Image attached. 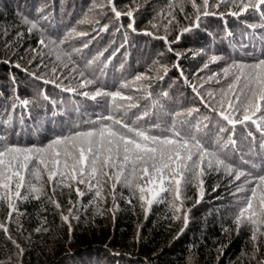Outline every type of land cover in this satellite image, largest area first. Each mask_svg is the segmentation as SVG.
Masks as SVG:
<instances>
[{
	"label": "snow or ice",
	"instance_id": "obj_1",
	"mask_svg": "<svg viewBox=\"0 0 264 264\" xmlns=\"http://www.w3.org/2000/svg\"><path fill=\"white\" fill-rule=\"evenodd\" d=\"M224 4L230 6L227 14L237 19L245 14H254L257 22L245 26L264 30V0H168L166 9H161L154 16V19L159 17L161 23L150 22L156 31L145 30L142 34L163 41L168 52L175 57V62L170 68L154 61V66L145 72L114 85L115 90H109L91 72L93 65L101 62L108 48L86 61L84 58L85 51L110 27L108 23L101 24L92 13L98 9L102 16L107 17L108 9L117 22L127 18L126 28L135 33V13L139 7L125 5V11L117 6L116 0H105L77 21V26L95 24L92 32L80 31L77 26H72L62 34H49L48 27L44 26L47 16L41 15L38 19L22 17L21 22L28 25L29 33H39L38 43L41 49L46 50L43 54L53 58L51 72L56 80L44 82L55 84L66 93L94 101L98 106L103 102L107 114H96L95 119L82 118L73 123L68 132L56 135L45 144L13 141L7 132L10 120L0 122V206L7 210V222H0V230L9 233L8 224L14 217L18 222L19 217L24 215L20 211V204L30 199L46 198L48 203L60 209L56 192L58 189H68L74 191L77 197L75 202L69 199L71 207L67 214L61 212V220L70 229L71 219H79L74 209L95 205L99 210L110 195L112 208L109 211L113 215L119 207V199H126L129 205L133 199L138 200L145 212V219L153 204L169 203L172 219L183 222L180 233L174 238L179 239L188 226L191 212V208H184L186 189L189 186L197 189L199 198L196 204H199L205 195L204 177L216 172L228 177L235 188L233 196L238 209L233 223L237 231L242 226L250 228L254 248L252 258L255 259V253L259 251L257 241L264 239V47L257 53L254 46L252 52L245 54L247 59L233 61L221 72L212 73L206 79L198 77L200 83H193L181 68V62L190 49L177 51L174 47L185 36L198 31L205 18L223 17L225 13L218 10ZM188 5L193 10L191 13L185 11ZM177 10L187 21L186 25H180ZM37 12L42 13L43 9H37ZM177 25L178 31L170 39ZM124 27L121 23L116 31ZM161 28L163 35L158 34ZM260 41L264 45V36ZM77 42L79 47L76 46ZM123 46L121 44L120 48ZM111 58L108 57V62ZM222 59L221 56H211L200 71ZM14 67L19 68L20 64ZM104 67H107V63ZM58 68L61 70L59 76L56 75ZM173 69L191 89L199 106H180L179 110L166 113L169 122H154L153 109L165 107L161 101L176 103L169 91L156 95L152 91L154 83L163 81ZM31 75L39 79L36 73ZM12 80L15 82V77ZM64 80L69 83L64 84ZM212 83L218 87L215 90L206 89V85ZM89 87H94V91H88ZM42 95L44 99H49L46 94ZM14 96L15 101L10 105L13 112L17 108L26 109L33 103L20 99L16 92ZM50 103L55 105L56 101ZM133 110L139 113H133L134 119L129 116ZM213 117L216 118L215 122ZM237 127L244 128L247 133L245 139L251 141L247 153L240 152ZM237 155L240 157L239 165L234 162ZM245 155L251 159H244ZM118 187L127 189L130 196L124 197L123 192L118 193ZM88 196H91L88 204H83ZM41 227L35 231L40 232ZM43 231L47 232L48 229L43 228ZM8 239L23 255L24 249L16 244L11 235H8ZM113 255L120 253L113 252ZM259 264H264V260H260Z\"/></svg>",
	"mask_w": 264,
	"mask_h": 264
},
{
	"label": "trees",
	"instance_id": "obj_2",
	"mask_svg": "<svg viewBox=\"0 0 264 264\" xmlns=\"http://www.w3.org/2000/svg\"><path fill=\"white\" fill-rule=\"evenodd\" d=\"M104 2L105 0H0V122L10 120L7 132L13 141L21 144H45L56 135L68 132L73 123L82 118L95 119L96 114H107L103 102L98 106L94 101L66 93L55 84L44 82L56 80L51 72L53 58L43 54L46 50L41 49L38 43L39 33H29L28 25L21 22L23 16L29 19L47 16L44 26L48 27L49 33L62 34L70 27L77 26V21L86 12ZM116 3L125 11V5L139 7V11L135 13L137 31L133 33L126 28L127 18H121L117 22L110 10L106 9L107 17H104L95 9L92 14L96 19L101 24L108 23L110 27L84 53L86 61L108 48L101 62L93 65L91 72L109 90H115L114 85L145 72L150 66H154V61L170 68L175 62V57L168 52L163 41L142 34L145 30L156 31L152 29L150 22L161 23L160 18L154 19V16L161 9H166L168 0H116ZM229 7L227 4L222 5L218 11L225 13L223 17L205 18L198 31L185 36L180 44L174 45L177 51L190 49L181 62V68L193 83L201 82L198 77L206 79L212 73L221 72L233 61L241 60L235 56L240 52L238 49L243 47V50L253 51L255 46L258 53L264 47L260 41L264 30H253L245 26L257 22L255 15L245 14L237 19L227 14ZM41 8L43 12L37 13V9ZM185 11L191 13L193 10L188 5ZM177 19L180 25L187 24L178 10ZM121 23L125 27L117 32ZM77 27L80 31L92 32L96 25ZM178 27L179 25L174 26L170 39L174 38ZM158 34H164L162 28ZM121 44L124 45L122 48ZM76 46H80L78 42ZM117 48H120L119 52L112 56ZM213 55L223 59L200 71ZM108 57H112L110 62ZM15 64H20V67H14ZM60 71L58 68L57 76ZM32 73H36L39 79L33 78ZM12 77H15V82ZM63 83L68 84L69 81L64 80ZM217 87L214 83L206 85L208 90H215ZM88 91H94V88ZM152 91L154 95L169 91L176 101H161L165 107L153 109L156 117L154 122H169L166 113L179 110L180 106H199L191 89L183 83L175 69L163 81L154 83ZM14 92L19 94L20 99H28L33 103L26 109L17 108L13 112L10 105L15 101ZM42 94H46L49 99H44ZM52 100L56 101L55 105L50 103ZM133 113L139 114L133 110L129 113L132 119L135 118ZM215 119L213 117V122ZM246 135L244 128L237 127L236 138L241 153H247L251 147V141L245 139ZM244 159L251 157L245 155ZM234 162L239 165V155L234 157ZM254 162L262 163L259 160ZM204 190L203 199L196 204L199 198L197 189L194 186L186 189L184 208H191V212L188 226L179 239L174 238L180 233L183 222L172 219L167 202L153 204L145 219V212L136 199H133L131 205L126 199H119V207L113 215L109 211L112 208L109 195L99 210L95 205L87 208L78 206L74 209L79 219H71L70 229L61 220V212L67 214L71 207L69 199L73 202L77 200L74 191L57 190L56 199L61 204L60 209L48 203L46 198L30 199L20 204V211L24 215L19 217L18 222L14 217L8 224L9 233L0 230V264H259L260 260H264V239L257 241L259 251L253 259L250 228L242 226L237 231L233 223L238 205L233 196L235 188L229 183V178L223 173H209L204 177ZM117 191L123 192L124 197L130 196L127 189L118 187ZM89 199L91 196L85 197L83 204L87 205ZM6 214V207L0 206V222H7ZM38 227H41L40 232L35 231ZM43 228L48 231H43ZM8 235L24 249L23 255L19 254ZM113 252L120 255H113Z\"/></svg>",
	"mask_w": 264,
	"mask_h": 264
},
{
	"label": "rangeland",
	"instance_id": "obj_3",
	"mask_svg": "<svg viewBox=\"0 0 264 264\" xmlns=\"http://www.w3.org/2000/svg\"><path fill=\"white\" fill-rule=\"evenodd\" d=\"M38 13V12H37ZM249 16L251 15V14H248ZM49 34H51V33H49ZM239 51V53H236V55L235 56H238L239 58L238 59H242V58H244V59H247V57H246V53H249V52H252V51H247V50H243V47H242V49L240 48V49H238ZM209 53V52H208ZM230 56V55H229ZM228 55H227V57L228 58H230ZM233 58V56L231 57V59ZM93 88L94 87H89V89L90 90H93Z\"/></svg>",
	"mask_w": 264,
	"mask_h": 264
}]
</instances>
